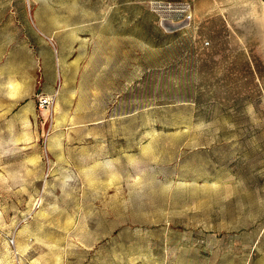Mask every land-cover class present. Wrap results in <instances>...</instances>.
<instances>
[{
  "label": "rangeland",
  "instance_id": "1",
  "mask_svg": "<svg viewBox=\"0 0 264 264\" xmlns=\"http://www.w3.org/2000/svg\"><path fill=\"white\" fill-rule=\"evenodd\" d=\"M35 1L68 53L0 0V264H264L263 0Z\"/></svg>",
  "mask_w": 264,
  "mask_h": 264
},
{
  "label": "crops",
  "instance_id": "2",
  "mask_svg": "<svg viewBox=\"0 0 264 264\" xmlns=\"http://www.w3.org/2000/svg\"><path fill=\"white\" fill-rule=\"evenodd\" d=\"M262 1V0H261ZM23 2V1H22ZM29 2V11L27 8L19 7V10L22 12V15H24V21L25 26L22 24L19 28V39L21 40V45L24 46L27 50H35L37 47L40 49L44 48V56H40V58L46 59L49 55L48 60L52 59L53 52L57 54V60L62 63L67 60L66 54L68 51L64 48L66 45L67 40V28L65 25V22L63 21V18L60 16V14L55 13L52 10V6H45V17L43 19L41 12L37 14L35 12L36 6L35 0H28ZM264 3V0H263ZM16 10V8L14 7ZM13 15V13H11ZM31 19V21H29ZM6 29L13 30V34H17L15 29H11L13 24L7 25ZM14 37V40L15 38ZM76 43V39H74ZM36 53H34V57L36 59ZM36 61V60H35ZM51 61V60H50ZM46 91L47 93H54V85L55 80L53 78H47L46 81ZM56 92V91H55ZM60 95V91H58V97ZM58 100V98H57Z\"/></svg>",
  "mask_w": 264,
  "mask_h": 264
},
{
  "label": "built area",
  "instance_id": "3",
  "mask_svg": "<svg viewBox=\"0 0 264 264\" xmlns=\"http://www.w3.org/2000/svg\"><path fill=\"white\" fill-rule=\"evenodd\" d=\"M38 102L42 109H46L49 111V109L53 108L55 103L57 102L58 98V91L50 94V93H40L38 95Z\"/></svg>",
  "mask_w": 264,
  "mask_h": 264
},
{
  "label": "bare ground",
  "instance_id": "4",
  "mask_svg": "<svg viewBox=\"0 0 264 264\" xmlns=\"http://www.w3.org/2000/svg\"><path fill=\"white\" fill-rule=\"evenodd\" d=\"M180 24V23H179ZM174 26V25H173ZM177 26V25H176ZM168 29V28H167Z\"/></svg>",
  "mask_w": 264,
  "mask_h": 264
}]
</instances>
